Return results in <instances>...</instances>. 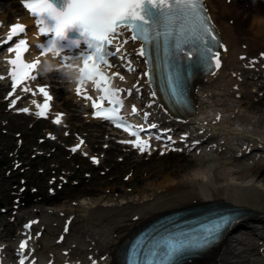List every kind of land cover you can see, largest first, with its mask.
<instances>
[{"label":"bare ground","instance_id":"6f19581e","mask_svg":"<svg viewBox=\"0 0 264 264\" xmlns=\"http://www.w3.org/2000/svg\"><path fill=\"white\" fill-rule=\"evenodd\" d=\"M206 4L227 51L219 48L221 67L213 70L214 74L198 75L195 79L192 112L183 115L166 106L156 86L142 75L147 67L135 51L140 42L129 40L125 45L127 59L132 61L135 71L119 68L125 80L116 78L115 83L122 89L132 90L130 96L122 94L127 111L137 105L138 117L145 118L147 113L153 121L161 123V131L170 128L169 133L175 134L163 137L158 151L150 144L145 154L127 143L101 146L103 137L114 138H109L107 129L99 126L102 120L92 116L90 101L77 95V83L70 85L62 76V84L55 83L54 73L60 74L59 71L42 76L38 70L33 73L37 79L26 82L35 95L33 91H23L24 85H21L9 97L12 87L8 71L11 68L8 61L1 58L0 77L4 79H0V85L8 88L6 97L11 101L19 97L15 108L10 109L13 114L27 106L38 119L37 104H42V97L36 87L43 85H48L53 93L46 117H52L53 126L57 116L63 114L61 122H70L73 127L72 121H78V116L72 105L82 110L85 121L93 128L79 136L73 145L83 142L78 151L84 155L93 157L94 151L103 148L108 155L103 158L110 161L118 149L127 147L137 158L152 154V159L157 155L164 157L170 154V149L176 148L179 157L173 165L165 164L163 168L168 171L164 170L159 182L145 183L135 189L134 195L125 188L119 192L113 185L105 188L106 192L98 198L83 197L72 201L68 207L30 209L19 232V241H0V264H18L17 250L23 240L28 241L26 264L32 260L35 264H119L126 240L134 232L168 212L186 208H227L239 212L241 218L217 244L181 264H264V0H251L248 6L241 5L239 0H206ZM14 6H6L8 15L0 17V40L7 35L10 22H26L25 35L31 44L27 57L31 61L39 58L41 62L47 57L62 67L60 59L52 53L40 54L38 46L46 42V36L32 25L33 19L22 3L19 8ZM126 37H130V33L125 30L121 39ZM115 71L117 69L113 68L112 72ZM85 88L88 95L97 92L91 82ZM152 92H156L155 97ZM20 103L23 105L18 107ZM97 159H100L98 155ZM121 163L132 168L127 156ZM75 174L72 172L69 176ZM55 192L60 198L72 195L67 191ZM26 223H31L29 230L25 228Z\"/></svg>","mask_w":264,"mask_h":264},{"label":"snow or ice","instance_id":"6c2138e0","mask_svg":"<svg viewBox=\"0 0 264 264\" xmlns=\"http://www.w3.org/2000/svg\"><path fill=\"white\" fill-rule=\"evenodd\" d=\"M24 7L36 18L40 34L49 37L46 43L38 46L40 54L47 56L55 53L62 67L73 66L74 59L80 60V79L75 89L77 95H83L84 99L92 102L95 118L110 121L135 137L132 141L122 143H132L141 152L150 150L148 141L139 135L144 129H137L120 115L125 106L122 94L130 96L132 90L114 84L116 78L125 80L119 68L125 67L128 72L135 71L132 61L127 59L125 49L129 40L140 42V47L135 51L138 57L144 58L147 65V71L142 75L148 78V83H152L157 72L163 70L171 95L180 103H183V89L192 71L202 67L218 70L221 67V52L218 49L227 51L218 39L215 26L211 24L206 0H64L61 7H57L53 0H24ZM25 30L23 24H13L8 40ZM125 30L130 31L131 35L121 39ZM72 31L78 35L70 37L68 34ZM82 44L86 45V49H82L79 56L63 55L65 49H78ZM28 50L26 39H19L14 47L8 49L15 53V58L8 60L12 66V92L8 94L9 97L21 85H24L23 91H33L26 82L37 79L33 73L38 72L41 60L37 58L26 62L24 55ZM112 68L117 71L111 72ZM89 82L100 93L99 96L93 98L87 94L85 86ZM38 91L45 102L43 105L37 104V115L46 117L53 97L47 87H39ZM151 95L155 97L156 92ZM18 99L11 101L13 106ZM131 110L133 114L139 111L135 105L131 106ZM22 111L29 112V109L24 108ZM62 115L59 114L54 122L61 123ZM144 115L147 117L148 114ZM94 162L98 163L96 160ZM227 222V219L222 220L195 238L161 248L154 253L155 264H172L178 254L210 245L218 238ZM26 227L30 229L31 223ZM27 245V240L19 245L18 264H26L28 260L25 255ZM30 264H35V261H30Z\"/></svg>","mask_w":264,"mask_h":264},{"label":"rangeland","instance_id":"374dc122","mask_svg":"<svg viewBox=\"0 0 264 264\" xmlns=\"http://www.w3.org/2000/svg\"><path fill=\"white\" fill-rule=\"evenodd\" d=\"M239 2L248 6L251 0ZM5 5H15L16 9L21 6V0H0V17L8 15ZM255 27L262 30L258 24ZM54 75L55 83L61 85V74L56 72ZM6 91L0 85V241L4 243L19 241L23 221L32 208L68 207L72 201H80L83 197L98 198L106 192L105 188L113 185L119 192L125 188L134 195L135 189L145 183L159 182L166 170L163 168L165 164L173 165L179 157L177 152L171 151L164 157L157 155L151 159L149 154L140 159L129 148L122 147L114 159L106 161L103 157L107 152L100 148L93 152L101 159L97 165L88 155L71 148L79 136L93 128L85 121L81 109L72 105L78 116V121H72L73 127L70 122L53 126L52 118L37 119L32 113L13 114L10 100L5 97ZM60 93L62 97L63 88ZM98 124L107 129L109 138H114L103 137L101 146L120 144L107 124ZM126 156L132 161L131 169L121 163ZM72 172L76 174L70 177ZM129 175L134 176L130 178ZM58 190L72 192V195L56 197L54 194Z\"/></svg>","mask_w":264,"mask_h":264},{"label":"clouds","instance_id":"9594fccd","mask_svg":"<svg viewBox=\"0 0 264 264\" xmlns=\"http://www.w3.org/2000/svg\"><path fill=\"white\" fill-rule=\"evenodd\" d=\"M52 55L54 57L55 53H52ZM81 63L82 62L80 60L74 59L72 61L73 66L60 67L55 64L52 59L45 57L40 64L39 70L42 74L59 71L65 81H67L70 85H74L78 83L80 79L79 67L81 66Z\"/></svg>","mask_w":264,"mask_h":264}]
</instances>
